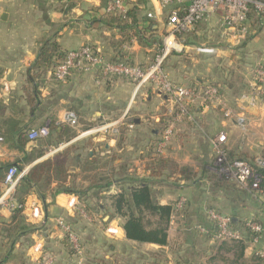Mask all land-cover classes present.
Listing matches in <instances>:
<instances>
[{
	"label": "crops",
	"instance_id": "1",
	"mask_svg": "<svg viewBox=\"0 0 264 264\" xmlns=\"http://www.w3.org/2000/svg\"><path fill=\"white\" fill-rule=\"evenodd\" d=\"M108 1L0 0V166H20L27 174L34 165L78 145V153L70 162V172L75 176L78 174L74 182L78 188L88 187V183L79 177L85 161L97 165L98 171L115 173L114 181L100 193V199L92 197L89 191L81 197L55 194V183L44 190V200L33 190L26 197L24 214L35 229L18 238L14 245H11L12 238L5 237L0 230V264H39L45 253L54 256L52 264H76V257L69 251L64 232L58 225L59 219L79 232L85 250L97 251L100 263L106 264H172L174 259L175 264H192L198 255L189 260L179 252L180 256L176 257L174 248L178 246L180 251L186 246L197 248L196 243L184 236L185 231L212 225L208 208L231 215L235 222L242 224L252 218L264 223V183L262 192L257 194L259 202L251 204L247 197L213 190L205 178L206 170L216 172L211 139L221 131L228 135L227 151L233 158H242L251 164H260L259 160H264V104L251 94L253 69L256 64L264 65V16L249 18V35L236 43V32L221 25L219 13L212 14L190 32L182 51L167 58L165 68L176 83L219 84L225 105L231 108L233 116L225 115L224 105L196 108L195 120H185L177 125L174 139L162 156L192 168L196 176L186 180L179 174L172 177L165 174L158 180L151 175L149 163L155 157L152 146L160 134L159 122L168 115L170 107L163 93L145 85L133 98L131 82L123 78L98 80L94 73H76L59 82L52 78V68L38 78L37 83L29 79L28 72L46 40H56L64 52L90 44L111 60L125 59L142 67L149 65L160 47L164 31L159 19L148 16L154 8L153 2L148 0V9L139 11L136 26L144 34L143 39L132 37L119 48L122 34L117 24L106 16ZM127 6L131 7L128 2ZM206 37L208 40L203 41ZM199 42L201 46L212 48L213 52H200ZM35 85L37 97L34 96ZM127 108L129 114L124 119L123 135L94 133L75 136L58 145L47 142L51 137L56 143V127L65 124L66 110L77 112L79 132L97 126L96 123L117 120ZM237 115L247 117L246 130L237 123ZM131 120L132 128L128 127ZM46 125L51 128L50 136L36 140L27 137L23 148L18 147L10 135L22 130L28 133ZM187 147L190 150H186ZM37 152L42 155L27 159ZM182 153L184 155L179 157ZM93 158L99 160L93 163ZM107 161L110 169L102 168L101 164ZM130 178L150 180L153 198L160 205L174 208L180 197L186 198L185 213L179 212L183 219L174 220L173 213L167 222H162L167 227V245L130 240L123 229V221L111 217L110 212L115 207L109 197L123 190L129 191L133 186ZM4 194L5 189L0 197ZM35 208L39 212L37 217ZM13 219V211L0 201V229ZM160 224L157 218L155 225ZM108 229H114L116 233ZM262 247L264 241L261 245L248 242L243 262L239 260L238 263L256 261L253 256L257 257V251ZM90 254L93 253H85L83 259L92 263Z\"/></svg>",
	"mask_w": 264,
	"mask_h": 264
},
{
	"label": "built area",
	"instance_id": "2",
	"mask_svg": "<svg viewBox=\"0 0 264 264\" xmlns=\"http://www.w3.org/2000/svg\"><path fill=\"white\" fill-rule=\"evenodd\" d=\"M153 10L148 13L150 18H157L163 25L164 31L161 34V44L157 49L152 62L142 67L133 64L128 60H111L100 50L90 44H84L79 48L66 51L51 69V76L54 80L64 82L76 73H94L98 80L113 81L123 78L134 85L133 98L145 85L153 86L163 93L170 102L167 120L162 124L160 134L153 144V155L162 156L176 134L177 125L185 120L194 121V111L198 107H205L213 104L224 105L225 115L233 116L231 108L227 107L223 100L222 88L219 84L204 83L203 85H183L176 83L165 68L167 58L174 52L184 49L181 41L182 36L192 32L196 26L207 20L212 14L219 13L221 25L236 32V43L241 42L250 33L249 14L254 11L262 18L264 16V0H151ZM128 9L127 0H109L106 6V13L111 15H124ZM165 18V21L164 19ZM128 48V45H125ZM200 52L210 53L213 49L208 46H200ZM251 94L254 99L264 104V65L256 64L253 69V82ZM129 114L126 109L122 117L117 120L102 122L97 126L80 130L77 137L89 136L94 133H102L111 136L120 135V126L125 124L124 119ZM237 123L242 129H247L248 119L244 115H237ZM63 122L69 127L79 129L80 121L78 114L72 110H66L63 115ZM134 126L133 121L128 122V127ZM50 134L49 126H42L28 132L29 140H36L47 137ZM2 137H0V141ZM228 135L226 132H219L211 139L214 153L215 171L233 180L239 188L247 192L260 194L264 175L246 160L228 157L227 151ZM264 164L263 160H259ZM26 174L25 170L19 171L17 166L10 167L4 179L5 194L0 197L10 210L17 206L14 194L21 178ZM186 207V198L180 197L173 208V213H178ZM39 214L35 208V216ZM208 218L213 222L216 233L214 240L219 242L237 241L243 238L241 230L232 226V218L215 209H207ZM60 229L68 239L70 250L76 257V264H86L84 258V245L80 236L63 219L58 220ZM245 226L254 235L252 241L255 245H261L264 241V223L255 219L246 220ZM201 234H209L206 227H197ZM116 233L114 229H108ZM257 255L264 260V247L257 251ZM54 256L45 253L39 264H52Z\"/></svg>",
	"mask_w": 264,
	"mask_h": 264
},
{
	"label": "trees",
	"instance_id": "3",
	"mask_svg": "<svg viewBox=\"0 0 264 264\" xmlns=\"http://www.w3.org/2000/svg\"><path fill=\"white\" fill-rule=\"evenodd\" d=\"M128 7L126 14L124 15H111L106 13V16L109 17L112 22L117 24V27L120 29L122 34V40L119 48L123 43H127L130 38L136 37L138 40L143 39V33L140 31L136 24L138 21L139 11L148 9V0H127ZM107 6V4H106ZM106 9V7H105ZM260 17L254 11H251L249 14V18ZM151 24L149 25V28ZM65 52L61 49V46L57 43L56 40H46L43 42L39 54L32 68L29 70L28 75L29 79L33 82L40 78L43 74L49 71L53 65L64 56ZM37 83V81H36ZM37 85H35L36 89ZM38 91L37 89L34 92V96L37 97ZM34 99V98H33ZM30 99V100H33ZM73 110V109H72ZM75 111V110H74ZM165 109V113H166ZM76 112V111H75ZM77 113V112H76ZM167 116L161 118L160 120V128L162 124L167 120ZM89 124V123H87ZM97 125L100 123H96ZM89 125H93L90 123ZM58 127V128H57ZM56 127V143L50 139H48V144L50 145H58L60 142L66 140H70L75 136H78V132H75L65 124H60ZM89 129V128H88ZM124 125L120 126V135L125 134ZM87 130V129H86ZM8 133V132H7ZM6 133V134H7ZM51 133V128H50ZM12 138L16 140L18 147L23 148L26 142L28 141V133L26 131H16L15 133H10ZM8 135V136H10ZM50 136V134H49ZM7 137V136H6ZM153 147V146H152ZM79 146L74 145L68 147L54 155L53 158H49L44 160L36 165H34L31 170L25 174L19 184L17 185V189L15 191L14 197L17 202L16 208L13 210V221L10 223H5V226L0 230L4 232L5 237H11L13 242L11 245H14L16 240L20 238L22 235H26V233L35 229V226L30 224L27 221V217L24 214L26 197L34 190L36 191L38 197L42 200L45 199L44 190L51 187L52 183H55V194L57 193H68L75 194L77 196H83L81 194H86V191L91 192V196L96 199H100V193L104 189H108L112 182L114 181L113 172L106 171H98V166L94 164H89L87 161L83 164V168L86 171H89V174L85 175L84 178L88 182L87 189L84 190L82 188H78L75 185L76 176L70 172V162L74 155L78 153ZM42 152H37L35 155H29L27 159H31L32 157H40ZM228 157L232 159L233 157L228 153ZM242 159V158H240ZM97 158H93L94 161L97 162ZM245 160V159H244ZM251 164V163H250ZM256 171L264 175V167H262L258 162L256 164H251ZM13 164H6L0 166V194L4 191V179L7 170L12 167ZM101 167H106L107 169L110 166L109 161L104 164H101ZM151 175L153 177L162 178L165 174L168 177L181 175L183 179L191 180L196 176L192 172V168L180 166L176 161L162 157L155 156L149 163ZM100 168V167H99ZM19 171L22 170V167L18 166ZM110 169V168H109ZM168 171V172H167ZM205 178L210 182L213 190H220L226 193H240L247 192L242 190L237 186V184L217 172L206 170ZM130 180H132L130 178ZM131 184L133 185L129 191L123 190L121 193L117 195H112L109 198L112 199L115 210L110 212L111 217H117L123 221V229L125 231L126 237L130 240L137 242H150L159 245H167L168 243V232L167 227L162 225V222L165 220L167 222L171 215L173 208L171 205H160L158 204L152 195L151 190V181L144 179H133ZM264 183V180L262 184ZM261 184V186H262ZM137 185V186H136ZM20 187V188H19ZM253 193L254 192H248ZM237 195V194H235ZM256 196V194H254ZM257 199L260 200L258 196ZM146 214H150L152 216H158L160 219V225H156L150 227V222H145ZM232 218V226L241 230L242 228L246 231V234H243V238L233 244L230 248H227L228 251L233 252L236 255V259L232 261L231 264H243L242 259L244 257V251L247 247L248 242H252L254 239V235L249 229L245 226V223L237 221L233 216ZM255 219V218H254ZM257 220V219H255ZM262 222L261 220H257ZM246 222V221H245ZM263 223V222H262ZM242 227V228H241ZM209 234H207V238L212 239L216 233V228L212 224L208 227ZM206 235V234H203ZM67 246L69 251L70 246L68 239L66 238ZM226 243V242H224ZM225 244H213L210 248L217 249L218 253L213 254V256L209 257L211 264H219L218 254L220 251L225 250ZM237 250V251H236ZM256 261H258V257L256 255L253 256ZM241 260V263H238ZM262 260H259L257 264H260ZM100 262V260H99ZM100 264H106L104 261H101ZM112 264H119L114 262Z\"/></svg>",
	"mask_w": 264,
	"mask_h": 264
},
{
	"label": "rangeland",
	"instance_id": "4",
	"mask_svg": "<svg viewBox=\"0 0 264 264\" xmlns=\"http://www.w3.org/2000/svg\"><path fill=\"white\" fill-rule=\"evenodd\" d=\"M164 19V21H165V18H163ZM190 33H188V34H185L184 36H182V38H181V41L182 42H184L186 39H188L189 38V36L191 35H189ZM207 38V37H206ZM208 40V38L206 39V40H203V41H207ZM198 46H201V43L199 42L198 43ZM69 127V126H68ZM69 129H71V130H73V131H75V132H78L77 131V129H73V128H71V127H69ZM186 150H190V147H187V149ZM166 152V151H165ZM165 152H164V154H165ZM185 153V152H184ZM163 154V155H164ZM162 155V156H163ZM184 154L182 153V154H179V157L180 156H183ZM214 159V158H213ZM263 162H264V160H263ZM264 165V164H263ZM81 168H83V164H82V166H81ZM83 172H81V173H79V177L80 178H83L82 180L83 181H85V182H87V180H85V178H84V176L85 175H87V174H89L85 169H83L82 170ZM88 183V182H87ZM232 194H237V195H240V196H243L244 198H248L249 200H250V203L251 202H255V203H257V202H259L258 200H257V198H256V196H257V194L256 193H254V194H256V196L253 194V193H248V192H240V193H232ZM259 195V194H258ZM253 203H251V204H253ZM226 204V203H225ZM209 209V208H208ZM182 212V211H181ZM183 213H185V211H183ZM172 214H173V212H172ZM174 216H175V219L174 220H176V221H178V219L180 218V220H182L183 218V216H182V214L181 213H179L178 212V214L176 213V214H174ZM157 218H158V216H152V215H150V214H146V217H145V222H150V227H153V226H156L155 225V222L157 221ZM153 224V225H152ZM181 229V228H180ZM76 231V230H75ZM177 231H179V230H177ZM176 231V232H177ZM246 231L244 230V229H242V233L243 234H246L247 235V233H245ZM76 233L79 235L80 233L79 232H77L76 231ZM178 233V232H177ZM185 233H186V235H184V236H186L187 238H188V240L190 241V242H194V243H196V245H197V248L195 249V248H193V247H191V246H186V248H181V251L176 247V248H174L175 249V253L177 254L176 255V257H179L180 255H179V252H182V254H183V256H185L187 259H189L190 260V257H193L194 255H198L197 257H195L193 260H192V264H211V261L209 260V257H211V256H213V254H216V253H218L217 251V249H213V248H210L211 246H213V244H225L224 246H225V250H223V251H220V253L218 254V261L217 262H219V264H231L232 263V261L233 260H235L236 259V255L233 253V252H230V251H228L227 250V248H230L233 244H235L236 242H226V243H224V242H219V241H216V240H208V238H207V235H203V234H201V233H199L198 232V228H195V231H194V229L193 228H191L190 230H187V231H185ZM81 235V234H80ZM79 235V236H80ZM182 235V234H181ZM176 236V235H175ZM80 239L82 240V237L80 236ZM207 242V243H206ZM82 243H83V241H82ZM84 245V244H83ZM237 251V250H236ZM85 253H87V254H89V253H93V254H90V256H92L91 258V260L93 261L92 263H89L88 261L86 262V264H100V262H99V257H98V255H97V251H88L87 249L85 250V248H84V258H85ZM253 255V254H252ZM200 257V258H199ZM257 257H258V259L259 260H262L261 261V263L260 264H264V260L263 259H261L260 257H259V255H257ZM199 258V259H198ZM86 260V259H85ZM258 260V261H259ZM258 261H252V262H250L249 264H257V262ZM175 259L172 261V264H175ZM117 263H119V264H126V263H122V262H117ZM178 264H182V262H180V263H178Z\"/></svg>",
	"mask_w": 264,
	"mask_h": 264
},
{
	"label": "water",
	"instance_id": "5",
	"mask_svg": "<svg viewBox=\"0 0 264 264\" xmlns=\"http://www.w3.org/2000/svg\"><path fill=\"white\" fill-rule=\"evenodd\" d=\"M107 147H108V145H107Z\"/></svg>",
	"mask_w": 264,
	"mask_h": 264
}]
</instances>
